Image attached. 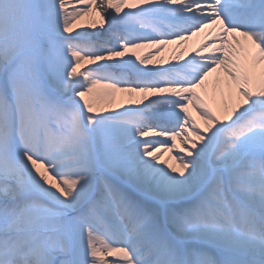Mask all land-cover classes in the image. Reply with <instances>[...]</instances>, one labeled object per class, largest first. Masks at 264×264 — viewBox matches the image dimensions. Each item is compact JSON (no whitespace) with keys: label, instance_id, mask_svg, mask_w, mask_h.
<instances>
[{"label":"snow or ice","instance_id":"snow-or-ice-1","mask_svg":"<svg viewBox=\"0 0 264 264\" xmlns=\"http://www.w3.org/2000/svg\"><path fill=\"white\" fill-rule=\"evenodd\" d=\"M0 264H264V0H0Z\"/></svg>","mask_w":264,"mask_h":264}]
</instances>
